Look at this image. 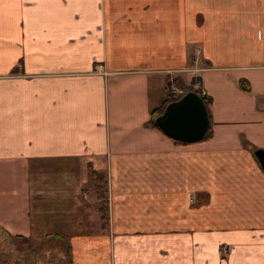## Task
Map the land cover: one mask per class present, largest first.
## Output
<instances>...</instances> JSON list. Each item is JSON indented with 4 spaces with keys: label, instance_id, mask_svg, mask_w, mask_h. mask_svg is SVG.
Returning <instances> with one entry per match:
<instances>
[{
    "label": "crops",
    "instance_id": "obj_1",
    "mask_svg": "<svg viewBox=\"0 0 264 264\" xmlns=\"http://www.w3.org/2000/svg\"><path fill=\"white\" fill-rule=\"evenodd\" d=\"M171 86L209 98L203 139L155 124ZM257 152L264 0H0V230L54 264H264Z\"/></svg>",
    "mask_w": 264,
    "mask_h": 264
},
{
    "label": "water",
    "instance_id": "obj_2",
    "mask_svg": "<svg viewBox=\"0 0 264 264\" xmlns=\"http://www.w3.org/2000/svg\"><path fill=\"white\" fill-rule=\"evenodd\" d=\"M154 122L165 135L184 142L203 139L209 128L206 104L192 90L187 91L179 100L168 103ZM256 156L264 169V153L257 152Z\"/></svg>",
    "mask_w": 264,
    "mask_h": 264
},
{
    "label": "trees",
    "instance_id": "obj_3",
    "mask_svg": "<svg viewBox=\"0 0 264 264\" xmlns=\"http://www.w3.org/2000/svg\"><path fill=\"white\" fill-rule=\"evenodd\" d=\"M187 90H193V87L190 86ZM199 95L202 97L205 104H207L209 98L206 95H202L201 92ZM209 132L210 131H208V134ZM89 174L93 182L94 195L97 200V214L100 220V228L104 231L108 226L109 219V205L106 196L108 190L107 180L102 172H97L90 166ZM59 238L63 239L64 236L60 235ZM41 243L40 241L36 244H32L28 238L22 235H9L4 233L3 230H0V264H32V259L35 254L36 256L39 255L38 252L35 251V247L38 250L37 246H40ZM24 247H26L27 250H23L22 248ZM66 247V256L70 257L68 244H66Z\"/></svg>",
    "mask_w": 264,
    "mask_h": 264
},
{
    "label": "rangeland",
    "instance_id": "obj_4",
    "mask_svg": "<svg viewBox=\"0 0 264 264\" xmlns=\"http://www.w3.org/2000/svg\"><path fill=\"white\" fill-rule=\"evenodd\" d=\"M38 242L32 243L36 244ZM38 250L35 247V251L38 252L39 256L47 254V260H49L50 263L54 264L56 261H58V257L62 256L64 258V252L66 251L65 246L62 242L56 241L53 239L47 240L44 245L41 243L40 246H37ZM23 250H27L26 247L22 248ZM12 250V249H11ZM45 251V252H44ZM54 255V256H51ZM58 255V256H57ZM54 257V259H53ZM67 262V261H66ZM61 263V262H60Z\"/></svg>",
    "mask_w": 264,
    "mask_h": 264
},
{
    "label": "built area",
    "instance_id": "obj_5",
    "mask_svg": "<svg viewBox=\"0 0 264 264\" xmlns=\"http://www.w3.org/2000/svg\"><path fill=\"white\" fill-rule=\"evenodd\" d=\"M185 93V90L182 88H176L174 86H171L169 91L167 92L168 95L175 94L176 96H180Z\"/></svg>",
    "mask_w": 264,
    "mask_h": 264
}]
</instances>
